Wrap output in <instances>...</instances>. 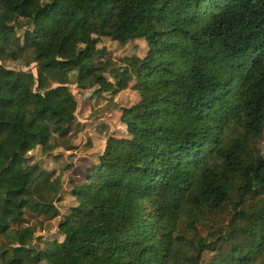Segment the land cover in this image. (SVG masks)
<instances>
[{"label": "trees", "instance_id": "obj_1", "mask_svg": "<svg viewBox=\"0 0 264 264\" xmlns=\"http://www.w3.org/2000/svg\"><path fill=\"white\" fill-rule=\"evenodd\" d=\"M48 8L60 16L38 23ZM102 37L147 51L113 66ZM47 52L62 57L40 61L39 80L61 86L44 93L4 64ZM73 81L111 97L132 84L139 99L121 109L126 136L108 135L84 181L70 180L62 239L44 240L71 164L56 174L30 154L75 149ZM263 131L264 0H0V264H254L264 202L215 240L198 226L234 202L228 186L241 182L235 204L264 197V154L247 146Z\"/></svg>", "mask_w": 264, "mask_h": 264}, {"label": "rangeland", "instance_id": "obj_2", "mask_svg": "<svg viewBox=\"0 0 264 264\" xmlns=\"http://www.w3.org/2000/svg\"><path fill=\"white\" fill-rule=\"evenodd\" d=\"M59 16L60 14L55 8H48L37 21L40 24L49 25L58 19ZM18 33H21V31L19 30ZM88 35L94 37L96 35V30L92 29L88 31ZM97 47L103 50V58L108 60L113 66L125 65L127 59L131 56L142 58L147 51L146 42L142 39L126 45H119L116 41L108 37H102ZM61 57L62 56L56 55L53 52H47L41 59L31 63L27 67H23L11 61H6L4 64L16 70H31L33 76L27 82L28 87L32 92L44 93L48 89L56 88L61 85L56 82H41L38 77L39 63L40 61L43 62ZM105 75L109 78L110 71L107 70ZM131 85L132 84L113 97L107 92L98 94L96 91L99 88V84H85L84 86H79L73 81L67 85L78 104L75 118L79 126L73 124L72 127L74 133L72 142L75 145V149L66 151L62 148H56L49 155H42L39 150L36 149L30 154L31 157L39 161L44 168L54 170L56 174L62 165L67 163L71 164L70 169L64 172L62 177L63 185L61 198L57 203L55 202L60 211V215L48 222L47 225L49 229L47 231H38L36 233V235L40 236L42 239H62V237L57 234V224L62 219V216L69 212V208L76 204L69 193L71 188L70 180L79 184L84 181L86 170L97 161V156L103 151L105 140L108 135L118 137L126 136V127L120 120L121 109L133 105L139 99L137 92L131 88ZM247 146L255 156L264 154V131L259 138L253 140L248 139ZM240 184L241 182H238L226 188V191L230 193L234 202L227 203L220 211L212 215L211 226L208 228L198 226L199 234L207 241L215 240L231 225L242 226L244 218L238 215L237 211H253L260 206V201L264 202V197L260 199L251 197L241 204H235V201H237L236 191ZM42 245L43 244L40 243V246ZM212 254L213 252L207 251L203 254V258L207 261L212 257ZM42 264L47 263L44 262ZM254 264H264V258L258 259Z\"/></svg>", "mask_w": 264, "mask_h": 264}]
</instances>
